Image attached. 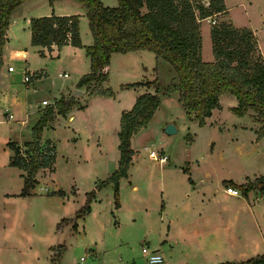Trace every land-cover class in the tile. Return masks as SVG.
I'll return each mask as SVG.
<instances>
[{
	"label": "rangeland",
	"instance_id": "374dc122",
	"mask_svg": "<svg viewBox=\"0 0 264 264\" xmlns=\"http://www.w3.org/2000/svg\"><path fill=\"white\" fill-rule=\"evenodd\" d=\"M202 1L208 5V0ZM102 2L113 6L118 0ZM230 3L229 21L237 26L246 25L244 7L238 6L239 2ZM256 6L259 8L250 9V22L260 25L258 14L263 8ZM29 8L30 5H26L18 9V21L7 31L9 39L3 44L5 48L2 46L5 55L1 52L3 58L0 57V80L7 91L5 98L0 95V175H7L4 165L7 169L10 158L4 138L29 140L33 126L31 131L26 130L36 121V116H32L37 115V108L43 104L41 99H52L53 87L69 84L75 75L73 66L63 63V56L57 59V54L53 53L45 57L31 44L26 21ZM202 19L203 58L207 60L212 52L207 25L219 24L226 18L214 13ZM81 29L84 41L92 38L85 17H82ZM261 39L264 45L263 33ZM257 50L263 58L264 48L261 52L258 43ZM153 53H147L152 61ZM126 59L136 63L135 57ZM26 61L30 62V68L43 66L47 78L40 83L34 81L35 78L28 83L22 81ZM118 61L124 60L115 57L114 62ZM10 65L15 71L8 70ZM64 72L69 76H63ZM131 72L126 75L127 80L140 78ZM174 72L168 62L160 66V106L149 123L134 135L128 176L119 182V207H116L113 184H108L98 189L100 192L96 190L90 211L77 216L87 193L95 188L99 179L108 176V170L113 171L116 162L112 155L106 162L94 159L93 148L86 146L84 139L73 144L65 118L56 122L54 131L51 130L54 120L46 124L42 138L51 137L56 144L55 171L41 169L34 193L24 201H15L11 210L18 214L15 219L22 223L20 227H24L32 238L31 245L41 255L47 254L48 247L52 249L48 264H76L81 256L91 264H217L247 259L254 256L257 245H262L264 197L256 198L260 193L257 191H250L247 196L238 195L240 190L238 194H231L222 181L232 178L244 182L247 175L255 179L254 175L264 173V136L257 137L263 122L256 121L251 108L246 116L235 114L231 110L237 104L235 96L224 93L220 95L221 108H215L206 123L199 125L186 113L178 91L170 89ZM176 83L177 78L172 85ZM36 84L39 89L32 91ZM26 87H30L28 93L24 92ZM97 88L88 87L91 91ZM8 113H13V118ZM26 115L31 117L27 125L21 122ZM169 123L175 126L176 132H166ZM252 123L257 134L242 127ZM152 149L166 154L167 160L160 162L150 156ZM188 166L196 185L183 171ZM53 188L62 189L65 194H51ZM1 208L2 203L0 211ZM3 222L0 215V226ZM166 238L168 240L160 245ZM144 246L150 251L159 246L164 261L150 263L142 250ZM260 250H264V245Z\"/></svg>",
	"mask_w": 264,
	"mask_h": 264
},
{
	"label": "trees",
	"instance_id": "16d2710c",
	"mask_svg": "<svg viewBox=\"0 0 264 264\" xmlns=\"http://www.w3.org/2000/svg\"><path fill=\"white\" fill-rule=\"evenodd\" d=\"M24 0H0V56L7 39L6 31L13 11ZM86 7L93 43L85 46L90 58V71L79 79L77 85L96 86L106 80L104 68L109 64L113 52H127L146 49L167 61L176 73L177 83L170 89L178 91L186 113L206 123L215 108H220L219 96L230 93L237 99L231 110L243 116L249 108L255 111L256 121H262L258 137L264 136V60L257 50V41L252 29L237 27L224 20L210 28L214 60L202 58V35L200 21L214 13L225 12L224 0H118L116 6L105 5L102 0H75ZM53 0H50L52 5ZM78 14H55L32 16L30 18L31 44L61 48L65 44L83 46L80 36ZM40 53L44 54L41 50ZM145 84L154 86L155 92H144L137 96L131 109L124 110L120 117L118 131L120 157L118 167L106 178L99 179L95 188L87 193L85 204L77 216L90 211V203L96 190L112 183L119 207L118 190L122 177L128 176V168L134 154L131 137L145 127L160 104L158 78L128 83L123 87ZM93 86V87H95ZM91 87V86H90ZM101 95L113 96L111 87L94 89ZM76 103L72 97L62 95L46 106L43 114L32 127V139L19 144L10 140L9 165L22 170L23 186L20 196L33 194L38 183L37 173L41 169L55 170L56 144L51 138H42V132L56 115L66 116ZM189 174V168H183ZM189 181L192 179L189 175ZM226 187L231 186L247 196L250 191L264 193V174L255 179L235 183L224 179ZM51 194L64 195L62 189ZM221 264H264V253L251 256L239 262L226 261Z\"/></svg>",
	"mask_w": 264,
	"mask_h": 264
},
{
	"label": "crops",
	"instance_id": "0c3cea01",
	"mask_svg": "<svg viewBox=\"0 0 264 264\" xmlns=\"http://www.w3.org/2000/svg\"><path fill=\"white\" fill-rule=\"evenodd\" d=\"M231 1L239 2L237 3L238 6L244 7V11L247 15V24L243 26H237L232 21L231 22L237 27H248L252 29L254 34L257 36L258 47L261 49V52H262V47L264 48V45L262 44V39H261V34L262 33L264 34V0H224L226 11L224 13L219 12L217 14L220 16H224L226 20H230L228 16L230 13L229 6H232L230 3ZM256 4H258L260 8H263V10L261 9L262 13L258 14V18H261L260 20L262 21L260 25L250 22L252 21L250 9L253 7H256L258 9L259 7H257ZM22 5H24L23 8H20L22 7ZM26 5H30V8L26 15V18H27L26 21L28 22V27L30 24V18L32 16L49 15L53 12L55 14H60V15L78 14L80 16L79 29H80V36H81V41H82L83 46L80 47V46H74L71 44H65L61 48H58L56 45H52V48L48 50L46 47H43L40 45H33V44L32 45L37 47L39 53L42 50L44 52L43 56L45 57H48L49 55L52 56L53 53L57 54V59L63 56L62 57L63 63L72 65L74 68V72H75L74 73L75 75L72 79H70L69 84L68 82L66 84L64 83L57 89L56 87H53L52 99H47L50 104H52L56 99L60 98L62 95H64L65 97H72L76 100V103L73 105L71 111L67 113L66 116H62V115L56 116L52 124L51 130L52 131L56 130V125H55L56 122L60 118H65V120H67L68 122V126H69L68 128L72 132L71 139L73 140V144H76L77 140L82 141L84 139L86 146H92L93 148L92 155L94 156L92 157L94 159H97L100 162H106L107 160H110V155H112L116 162V164L114 165V169H113L114 171L118 167V161L120 157V151L118 148V144H119L118 131L120 129V117H121L122 111L131 109L138 95L144 92H147V91L155 92V87L153 85L147 86L145 84H141V85L128 87V88L123 87V85L128 84V83H134L136 81L143 82L145 80H152L156 77L158 78L160 76L158 73V71L160 70V66H162L163 63L167 61H165L164 59L160 57H157L155 53H153L154 56L152 57H154V60L152 61L150 56L147 54L150 50H146V49L131 50L127 52H113L111 54L109 64L104 68V71L107 73V78L106 80L102 82H97L96 86L98 88H107V87L112 86L116 88V89H113L115 91V94L113 96H105V95L99 94L95 90L91 91L90 89H88V86L86 85L79 87L77 83L79 79L81 78V76L90 71V58L86 54L85 46L93 43V36L92 38L90 37L89 40L84 41L82 37V33H81L82 17H85L88 20V18L86 17L85 5L75 0H53L52 5L50 4V0H24L13 11L12 16H11V21L9 23L7 31H9L12 24L18 21V17H17V15L19 14L18 9H24ZM113 6H116V5H113ZM38 8H41L39 12L37 13L34 12V14L31 13L32 10H35ZM201 21H203V19ZM203 24L204 23H202V26H201V32L203 31ZM210 28L211 26L207 25L209 37L211 40ZM7 31H6V35H7ZM201 35H203V33H201ZM30 36H31V33H30ZM8 39L9 38L7 36L6 40ZM30 41H31V37H30ZM3 47L5 48V45ZM45 53H47L48 55ZM2 55L3 56L5 55L4 51H2ZM2 55L0 56L1 58H3ZM25 55L29 56V52H26ZM204 56L205 55H204L203 36H202V58ZM115 57L122 58L124 61L122 63L120 61L116 63L114 62ZM132 57L136 58V63H134L130 59H126V58H132ZM263 59H264V56H263ZM212 60H214V56L211 52L209 53V56L207 57V61H212ZM23 68L26 69L25 71H23V76L25 77L26 74L30 76L29 81H25L24 77H22V81L24 80L26 83L30 82L34 78H35L34 81H39L40 83V81L47 78L45 76L46 71L44 70L43 66L30 68V62L26 61V65ZM8 70H9V66H8ZM9 71L11 72L15 71V68L12 67V69ZM129 71H133L131 73L134 75L138 74L140 78L138 80H127L126 75L129 74ZM155 73L157 75L156 77H154L153 75ZM63 76L67 77L69 75L67 74V72H64ZM148 76H152L154 78H147ZM0 79H1V75H0ZM171 80H172L171 84L175 82L176 73L173 75ZM93 84H91L90 86L93 87L94 86ZM160 86H161V83L159 81V88ZM37 89H39L38 84H36L32 88V91H36ZM77 89L81 90L80 94L77 93L78 92ZM29 91H30V87H26V90L24 92L28 93ZM159 92L160 91H158V94ZM0 93H1L0 95H2L5 98L7 91L5 87H3V83L1 82V80H0ZM44 99L46 98L41 99V104H42V100ZM219 102H220V96H219ZM27 103L28 101L27 99H25V104ZM43 105L44 104H42L40 107L37 108V115L32 116V117L36 116V119H35L36 121L31 123L28 126V128L25 127V129L27 128L26 130L27 132L29 131V129L31 131V127L37 122L39 117L43 114V110L47 106L46 105L44 107ZM220 108H221V103H220ZM8 114H11L12 115L11 118H13V113H8ZM29 120H31L30 115L28 116L26 115V117L22 119L21 122L22 124L25 123L27 125ZM242 127L248 128L254 132L256 130V126L253 123L251 125H242ZM78 133H81V134L77 135ZM134 135L131 137V147H132V140L134 138ZM31 138L29 140H31ZM47 138H51V137H47ZM51 139L53 140V138ZM4 140H6V145H7V142L12 139L5 137ZM27 140L28 139L21 140L19 138H16L13 141H17L19 144H23ZM10 154H11V150H10ZM56 156H57V151H56ZM6 167L7 166L4 165V169L6 170L7 175H0V203H2L0 215H1L2 220L4 221L3 223H1V226H0V264H13V262H17L18 264H48V261L50 260V257H51L52 249L49 250V247H48L47 254L45 253V255H41L39 250L34 248L31 245L32 238L26 234V230L24 229V227H20L22 226V223H18L17 220L15 219V216H17L18 214L13 213L11 210L12 204L15 201H24L28 197V196L19 195L22 189V186H23V177L20 175L22 173V170L19 169L18 167L9 165V161H8V168L6 169ZM15 171H18L17 172L18 174ZM113 171L108 170V175H110ZM11 174H15V176ZM260 174H264V173H260ZM189 175L192 179V184L196 185L195 180L191 176L190 169H189ZM258 175H254L253 177H256ZM122 179H125V178L124 177L121 178L120 183ZM224 179H228V180L231 179L237 184L242 182V181L237 182L232 178H224ZM53 189L58 190L59 188H53ZM100 190L98 191L100 192ZM240 194L241 193H239L238 195ZM258 197L261 199L262 197H264V193H259L256 198ZM167 240H168L167 238L164 239L160 245L164 244ZM260 242L262 245H257L255 247L254 255L264 253V250H260V248L263 247L264 245V236L263 238H261ZM153 251L163 256L161 252V248L159 246H155L153 248ZM163 261H164V256H163ZM75 262H77V260ZM223 262H226V261H222L217 264H221ZM235 262L237 263L239 261H235ZM88 264H91V262H88Z\"/></svg>",
	"mask_w": 264,
	"mask_h": 264
},
{
	"label": "built area",
	"instance_id": "2783aa9c",
	"mask_svg": "<svg viewBox=\"0 0 264 264\" xmlns=\"http://www.w3.org/2000/svg\"><path fill=\"white\" fill-rule=\"evenodd\" d=\"M12 69V66H9V70ZM25 81H29L30 80V76L29 75H25L24 77ZM42 103L44 105H49L50 103L48 102L47 99L42 100ZM9 117H11V114H8ZM150 156H152L153 158L158 159L160 162H165L168 158V156L166 154H160L158 153V151L152 149L150 151ZM238 190L237 188L228 186L226 187V191L231 193V194H238ZM142 250L147 254V259L150 263H161L163 261V256L153 250H148L147 247H143ZM76 264H88L86 261V258L84 256H81L79 261H77Z\"/></svg>",
	"mask_w": 264,
	"mask_h": 264
},
{
	"label": "water",
	"instance_id": "95a60500",
	"mask_svg": "<svg viewBox=\"0 0 264 264\" xmlns=\"http://www.w3.org/2000/svg\"><path fill=\"white\" fill-rule=\"evenodd\" d=\"M11 21V20H10ZM77 93L78 94H80V89H77ZM166 132L167 133H173V132H176V128H175V126L172 124V123H169V124H167V126H166Z\"/></svg>",
	"mask_w": 264,
	"mask_h": 264
}]
</instances>
